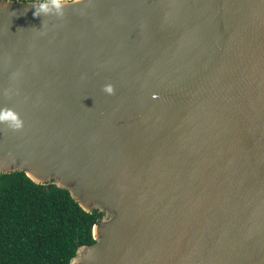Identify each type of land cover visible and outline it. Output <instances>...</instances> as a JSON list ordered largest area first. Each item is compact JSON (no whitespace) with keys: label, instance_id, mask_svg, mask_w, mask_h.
<instances>
[{"label":"water","instance_id":"water-1","mask_svg":"<svg viewBox=\"0 0 264 264\" xmlns=\"http://www.w3.org/2000/svg\"><path fill=\"white\" fill-rule=\"evenodd\" d=\"M15 171L103 214L71 264H264V0H0Z\"/></svg>","mask_w":264,"mask_h":264},{"label":"trees","instance_id":"trees-1","mask_svg":"<svg viewBox=\"0 0 264 264\" xmlns=\"http://www.w3.org/2000/svg\"><path fill=\"white\" fill-rule=\"evenodd\" d=\"M102 217L54 183H36L24 171L2 173L0 264H71L79 247L95 242Z\"/></svg>","mask_w":264,"mask_h":264},{"label":"clouds","instance_id":"clouds-1","mask_svg":"<svg viewBox=\"0 0 264 264\" xmlns=\"http://www.w3.org/2000/svg\"><path fill=\"white\" fill-rule=\"evenodd\" d=\"M60 11L62 12V9H61ZM106 91H108L109 93L112 92V87H111V85H107V86H106ZM16 127H19V124H17Z\"/></svg>","mask_w":264,"mask_h":264},{"label":"rangeland","instance_id":"rangeland-1","mask_svg":"<svg viewBox=\"0 0 264 264\" xmlns=\"http://www.w3.org/2000/svg\"><path fill=\"white\" fill-rule=\"evenodd\" d=\"M24 1H31V0H24ZM48 1H52V0H48Z\"/></svg>","mask_w":264,"mask_h":264},{"label":"flooded vegetation","instance_id":"flooded-vegetation-1","mask_svg":"<svg viewBox=\"0 0 264 264\" xmlns=\"http://www.w3.org/2000/svg\"><path fill=\"white\" fill-rule=\"evenodd\" d=\"M41 1H48V0H41Z\"/></svg>","mask_w":264,"mask_h":264}]
</instances>
